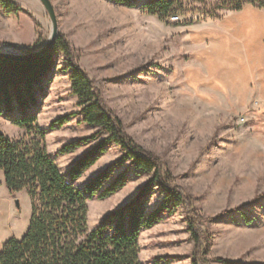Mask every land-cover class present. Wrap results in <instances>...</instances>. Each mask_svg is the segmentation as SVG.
I'll return each mask as SVG.
<instances>
[{"label": "rangeland", "instance_id": "obj_1", "mask_svg": "<svg viewBox=\"0 0 264 264\" xmlns=\"http://www.w3.org/2000/svg\"><path fill=\"white\" fill-rule=\"evenodd\" d=\"M10 1L22 11L7 16L0 9V51L31 53L43 47L51 37L52 23L42 4L39 0ZM50 1L58 24L56 41L60 35L65 37L76 63L94 81L126 133L158 157L189 198L187 210L180 208L142 233V264H191L194 244L188 231L189 210L199 217L207 258L264 264V114L236 110V105L227 100L230 96L201 94L199 87L192 86L204 74L191 68L190 42L198 25L214 22L205 8L198 2L185 1L182 11L163 23L139 7L106 0ZM227 12L219 10L217 14L224 16ZM56 62L40 101L38 120L47 132L50 155L66 174L97 143L66 156L59 155L60 149L92 136L96 129L82 124L80 116L61 129H50L55 120L79 111L65 56L59 53ZM24 133L20 130V137ZM120 157L119 148L109 147L75 186L83 188ZM129 177L119 193L88 203L91 231L105 216L133 199L149 179L133 171ZM160 201L156 190L149 209H155ZM240 207L242 213L214 220L224 210ZM30 219L27 192L11 195L3 185L0 249L12 239L20 240Z\"/></svg>", "mask_w": 264, "mask_h": 264}, {"label": "trees", "instance_id": "obj_2", "mask_svg": "<svg viewBox=\"0 0 264 264\" xmlns=\"http://www.w3.org/2000/svg\"><path fill=\"white\" fill-rule=\"evenodd\" d=\"M128 8L139 7L165 23L180 13L190 0H106ZM205 8L214 21L222 19L219 10L240 12L245 6L264 9V0H191ZM210 3V4H209ZM7 15L22 9L10 0H0ZM65 56L70 71L72 94L79 111L52 122L50 129H61L75 116L96 129L86 138L63 145L59 155L73 154L90 143L97 144L78 159L66 174L62 173L47 148V132L40 126V101L45 96L50 74L56 68V56ZM0 116L25 133L10 138L0 132V188L4 184L11 195L27 192L31 219L25 235L12 239L0 249V264H142L140 238L143 232L161 224L180 208L188 209L189 198L175 184L174 177L161 161L138 145L125 131L122 121L110 110L93 80L76 63L68 41L60 35L46 54L33 62H14L0 58ZM111 146L121 157L94 177L83 188L75 186ZM148 176L136 196L105 216L98 227L89 229V205L97 198L106 200L128 184L129 173ZM159 190L161 201L149 209L150 198ZM257 201V200H255ZM242 207L224 210L214 220L242 213ZM188 231L194 244L191 264H243L216 257L207 258L203 250L205 234L198 215L187 213ZM246 223L252 221L245 218Z\"/></svg>", "mask_w": 264, "mask_h": 264}, {"label": "crops", "instance_id": "obj_3", "mask_svg": "<svg viewBox=\"0 0 264 264\" xmlns=\"http://www.w3.org/2000/svg\"><path fill=\"white\" fill-rule=\"evenodd\" d=\"M198 28L190 42V65L204 77L192 86L201 94L230 96L236 110L264 114V9L248 5ZM12 127L0 116V132L20 137V129Z\"/></svg>", "mask_w": 264, "mask_h": 264}, {"label": "water", "instance_id": "obj_4", "mask_svg": "<svg viewBox=\"0 0 264 264\" xmlns=\"http://www.w3.org/2000/svg\"><path fill=\"white\" fill-rule=\"evenodd\" d=\"M39 2L44 7L52 23L51 37L48 42L40 49L31 53H9L5 51H0V58L21 63L33 62L52 49L58 37V24L54 6L50 0H39ZM16 208L20 209L19 201H16Z\"/></svg>", "mask_w": 264, "mask_h": 264}, {"label": "built area", "instance_id": "obj_5", "mask_svg": "<svg viewBox=\"0 0 264 264\" xmlns=\"http://www.w3.org/2000/svg\"><path fill=\"white\" fill-rule=\"evenodd\" d=\"M175 19V18H174Z\"/></svg>", "mask_w": 264, "mask_h": 264}]
</instances>
